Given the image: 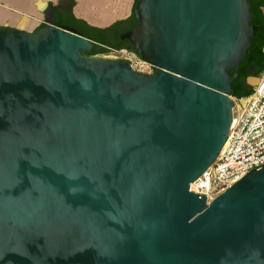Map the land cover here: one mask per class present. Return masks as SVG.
<instances>
[{
  "label": "water",
  "instance_id": "1",
  "mask_svg": "<svg viewBox=\"0 0 264 264\" xmlns=\"http://www.w3.org/2000/svg\"><path fill=\"white\" fill-rule=\"evenodd\" d=\"M134 14L153 73L68 26L0 30V264H264V164L191 191L228 140L249 0Z\"/></svg>",
  "mask_w": 264,
  "mask_h": 264
},
{
  "label": "built area",
  "instance_id": "2",
  "mask_svg": "<svg viewBox=\"0 0 264 264\" xmlns=\"http://www.w3.org/2000/svg\"><path fill=\"white\" fill-rule=\"evenodd\" d=\"M232 100L233 118L227 143L191 186V191L206 195L209 203L264 164V71L251 95Z\"/></svg>",
  "mask_w": 264,
  "mask_h": 264
},
{
  "label": "trees",
  "instance_id": "3",
  "mask_svg": "<svg viewBox=\"0 0 264 264\" xmlns=\"http://www.w3.org/2000/svg\"><path fill=\"white\" fill-rule=\"evenodd\" d=\"M249 3L251 4V12L253 14L252 25L258 26L259 30L252 39V47L249 50L250 54L242 62L239 71L230 72L231 76L234 77L232 88L234 90V97L236 98H244L251 95L253 85L249 83L248 78H259L264 71V0H249ZM135 6L136 2L134 9ZM134 9L130 18L116 22L108 28L90 26L83 20L76 19L73 15L70 21L54 20V25L68 26L75 29L78 34L92 40L95 46L91 55H107L115 50H127L128 45H131L132 48L129 51L141 58L138 51L128 40L125 42L121 40V35L132 31L137 24ZM43 26L45 25L41 27ZM0 30H4V28L0 27ZM254 64H257V70L254 72L248 71L247 67ZM237 73L238 76L235 77Z\"/></svg>",
  "mask_w": 264,
  "mask_h": 264
},
{
  "label": "rangeland",
  "instance_id": "4",
  "mask_svg": "<svg viewBox=\"0 0 264 264\" xmlns=\"http://www.w3.org/2000/svg\"><path fill=\"white\" fill-rule=\"evenodd\" d=\"M123 4L127 5L128 9L130 2L129 0H79V8L76 10V14L81 18L88 19V16L95 17L97 15H106L105 21L108 23L112 22V20L118 16L117 12L118 14H122V10H124V12L127 11L126 8H123ZM34 9L35 8L33 7V1L0 0V24L11 22L17 27L25 26L26 29H30L36 18ZM108 17L111 18L110 21H107L109 20ZM38 19H42V15L40 16V18L38 17ZM36 24L37 22L34 23V25ZM34 29L35 28L33 27L32 30ZM106 56L126 60L130 62V64L138 72L141 73H153L155 71V69L151 65L145 63L136 54L128 50L113 51ZM256 82L257 81L253 79L249 80V83L251 85H254Z\"/></svg>",
  "mask_w": 264,
  "mask_h": 264
},
{
  "label": "crops",
  "instance_id": "5",
  "mask_svg": "<svg viewBox=\"0 0 264 264\" xmlns=\"http://www.w3.org/2000/svg\"><path fill=\"white\" fill-rule=\"evenodd\" d=\"M27 1H31V2L33 1V7L35 8L34 9L35 17L37 18V19L35 18L34 20L35 22H37L36 25H34L35 23L34 22L32 27H30V29H26L25 26L17 27L13 25L11 22H5V23L0 24V27L5 28V29H16V30H23L26 32H33L48 22H51L54 24V19L51 18L50 16L51 15L50 9H52L54 6H58L59 3H63V4H69V7L72 8V13L76 19L83 20L88 25L93 26V27L108 28L116 22L123 21V20L130 18L133 13L134 5H135V0H129L130 4H129L128 9H127V5H124V4L122 5L123 8L127 9V11L124 12V10H122V14H118L117 12L118 16L115 19H113L112 22L107 23L105 21L106 15H97L95 17L88 16L90 20L88 18L79 17L76 14V10L79 8V0H27ZM40 4L45 5L44 8L41 9ZM263 12H264V8H263ZM41 15H42V19H38V17L40 18ZM108 18L109 20L107 21H110L111 18L110 17ZM33 27L35 28L34 30H32ZM252 79L258 82V79H255V78H252Z\"/></svg>",
  "mask_w": 264,
  "mask_h": 264
},
{
  "label": "flooded vegetation",
  "instance_id": "6",
  "mask_svg": "<svg viewBox=\"0 0 264 264\" xmlns=\"http://www.w3.org/2000/svg\"><path fill=\"white\" fill-rule=\"evenodd\" d=\"M50 16L51 18H53L54 20H65V21H70L71 20V16L73 15L72 13V8L69 7V4H63V3H59L58 6H54L52 9H50ZM74 16V15H73ZM64 26V25H61ZM5 29V28H4ZM123 42H125L126 40L121 39ZM132 46L128 45V51L129 49H131ZM126 50V49H125ZM248 71H256L257 70V64L255 65H249L247 67ZM252 79V78H248V81Z\"/></svg>",
  "mask_w": 264,
  "mask_h": 264
},
{
  "label": "bare ground",
  "instance_id": "7",
  "mask_svg": "<svg viewBox=\"0 0 264 264\" xmlns=\"http://www.w3.org/2000/svg\"><path fill=\"white\" fill-rule=\"evenodd\" d=\"M44 6H45V5L40 4V8H41V9L44 8Z\"/></svg>",
  "mask_w": 264,
  "mask_h": 264
}]
</instances>
